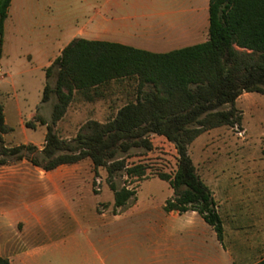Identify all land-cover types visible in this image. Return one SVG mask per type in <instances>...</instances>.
<instances>
[{
	"label": "crops",
	"instance_id": "1",
	"mask_svg": "<svg viewBox=\"0 0 264 264\" xmlns=\"http://www.w3.org/2000/svg\"><path fill=\"white\" fill-rule=\"evenodd\" d=\"M209 2L12 0L0 48V104L5 122L11 129L8 134L19 129L25 139L10 146L33 144L43 149L47 128L36 122L35 117L45 104L42 97L47 81L46 70L73 40L109 42L155 53L200 44L209 37ZM13 51L19 53L14 55ZM253 94L241 95L236 101L237 108L240 110V103L250 104L254 100ZM28 122H33L35 128L27 127ZM32 130L41 133L37 137L30 136ZM8 134L1 135L7 146ZM80 164L62 165L53 171H45L30 162L25 163V160L12 164L10 176L0 179V186L13 187L15 194L13 210L2 209L0 257L8 259L10 264H49L41 261L44 252L65 247L81 238L80 264H92L87 251L100 254L94 231L101 223L96 221L94 213L82 210L87 181L83 172L82 175L76 174ZM8 167L9 164L0 166V169ZM207 171L213 180L211 186L206 185L213 193L224 226V240L222 243L218 241L223 248V261L197 249L200 237L208 243L205 235L208 236L209 230L211 242L214 241L216 232L213 227L196 211L168 212L166 204L163 209L159 207L160 222L148 226L149 233L156 236L154 241L140 246L145 252L154 253L158 264L259 263L264 259V196L261 195L264 193V181L261 180L264 179L244 180V184H252L250 188L262 192L260 196L249 198L250 203L245 206L238 203V208L237 182L231 178L214 180L219 179L217 173H223L224 166L213 164ZM6 211L15 214L18 222H23V231L7 232L13 227L7 223ZM48 225L61 229L56 238L29 243L30 234H38L34 232L36 230L41 229L39 232L47 235L44 227ZM179 226L186 238L176 239ZM132 250L135 252L133 245ZM100 261L106 263L102 257ZM139 262L146 263L143 258Z\"/></svg>",
	"mask_w": 264,
	"mask_h": 264
},
{
	"label": "trees",
	"instance_id": "2",
	"mask_svg": "<svg viewBox=\"0 0 264 264\" xmlns=\"http://www.w3.org/2000/svg\"><path fill=\"white\" fill-rule=\"evenodd\" d=\"M11 2L0 0V48ZM46 77L42 103L53 93L58 98L53 125L63 120L76 93L92 102L113 82L134 81L136 87L131 101L104 121L88 119L72 139L60 137L38 114L35 121L47 125L42 150L33 144H5L1 135L11 129L0 104V166L27 160L53 171L90 160L96 173L107 172L114 208L123 209L135 199L136 191L127 185L118 188L117 178L126 175L139 181L150 174L146 164L129 163L128 155L134 149L151 152V138L165 137L178 155L173 175H157L173 190L165 210L198 212L223 242L217 203L198 174L189 147L208 131L241 125L242 112L236 106L241 95H264V0H210L208 40L166 53L77 38L47 68ZM26 126L35 128L33 122ZM0 264L10 261L0 257ZM257 264H264V259Z\"/></svg>",
	"mask_w": 264,
	"mask_h": 264
},
{
	"label": "rangeland",
	"instance_id": "3",
	"mask_svg": "<svg viewBox=\"0 0 264 264\" xmlns=\"http://www.w3.org/2000/svg\"><path fill=\"white\" fill-rule=\"evenodd\" d=\"M17 53L19 52H14V55ZM56 79L54 74L50 79L52 87L55 86ZM135 87L134 81L113 82L101 89L102 97H98L92 102L86 100L82 94L76 93L65 117L55 125L52 124V115L58 98L53 93L51 99L42 106L38 114L53 127L60 137L72 139L88 119L104 121L107 115L110 113L112 115L121 105L131 101L130 93ZM253 97L254 100L250 104H239L241 112L243 110L242 123L239 126L246 131L244 138L237 135L235 128L221 127L202 134L189 147L190 157L205 184L212 185V176L207 171L210 165L224 166V172L217 173L220 177L214 180L231 178L237 182L235 190L237 204L242 203L244 206L250 203L249 198L260 196L262 192L261 189V192H257L250 188L252 184H244V180L264 179V95L254 93ZM44 126L47 128V125ZM42 129L41 131H43ZM41 131L32 130L30 136L37 137ZM24 139L25 135L19 129L7 135L9 146L16 142H23ZM151 140L154 145L151 152L134 149L128 155L129 163L146 164L150 174L139 181L128 178L126 175H120L116 180L118 188L127 185L136 191L135 199L131 200L129 206L123 209L115 210L114 208V192L108 185L107 172L104 169H99L96 173L90 160L81 162L77 168L76 174L82 175L83 172L84 179L87 181L82 210L94 213L96 221L101 223L100 227L94 231V234L97 235L95 243L100 249V254L87 251L88 260L92 264H102L101 257L106 261L105 264H141L139 260L142 258L145 259V264H158V258L154 253L145 252L140 244L144 242L151 244L156 237L154 233H149L148 226L150 223L160 222L159 207L162 206L163 209L167 200L173 197V190L169 183L160 180L157 175L158 173L173 175L177 169L178 155L175 146L165 137L153 136ZM15 163L11 162L7 169H0L1 180L10 176L12 164ZM25 163H29V161L25 160ZM97 178H101L103 181L100 192L95 190ZM238 191H243V193H238ZM261 195L264 196V193ZM14 198L13 187L0 186V220H2V209L13 210ZM136 206L138 207L135 208ZM237 207L239 208V204ZM6 217L8 225L11 224L13 227L11 230H7L8 233L23 231L24 224L15 220V214L10 215V211H8ZM178 228L179 231L176 233L178 238L176 239L186 238L187 235L181 227ZM40 230L34 231L38 233L37 235L36 233L33 234L34 236L32 233L30 234L29 243L45 242L50 238H56L61 232V229L53 228L50 225L44 227V233L47 235L39 232ZM206 235L208 243L206 244L200 237L197 249L209 255L213 254L216 260L223 261V248L216 235L213 242H211L210 230L208 236ZM82 242L83 240L80 238L78 242H69L65 247L52 248L42 254L41 261L49 264H80L82 248L79 246H82ZM128 244L131 245V249H128ZM132 245L135 246V252L132 250Z\"/></svg>",
	"mask_w": 264,
	"mask_h": 264
},
{
	"label": "built area",
	"instance_id": "4",
	"mask_svg": "<svg viewBox=\"0 0 264 264\" xmlns=\"http://www.w3.org/2000/svg\"><path fill=\"white\" fill-rule=\"evenodd\" d=\"M0 74H1V71H0ZM234 128L237 130V135L240 138H244L245 137L246 131L243 130L239 125H236ZM102 184H103L102 179L101 178H97L96 179V187H95V190L97 192H100L102 190Z\"/></svg>",
	"mask_w": 264,
	"mask_h": 264
}]
</instances>
